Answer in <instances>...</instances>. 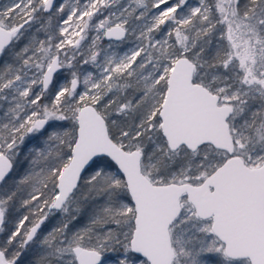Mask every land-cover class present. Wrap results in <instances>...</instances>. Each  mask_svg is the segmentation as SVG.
<instances>
[{"label":"snow or ice","instance_id":"obj_1","mask_svg":"<svg viewBox=\"0 0 264 264\" xmlns=\"http://www.w3.org/2000/svg\"><path fill=\"white\" fill-rule=\"evenodd\" d=\"M29 251L264 264V0L0 7V264Z\"/></svg>","mask_w":264,"mask_h":264},{"label":"trees","instance_id":"obj_2","mask_svg":"<svg viewBox=\"0 0 264 264\" xmlns=\"http://www.w3.org/2000/svg\"><path fill=\"white\" fill-rule=\"evenodd\" d=\"M24 210H21L23 212ZM60 218H57V223L59 222ZM35 258V253L33 251H29L27 256L22 258L25 260V264H28L29 261H32Z\"/></svg>","mask_w":264,"mask_h":264},{"label":"rangeland","instance_id":"obj_3","mask_svg":"<svg viewBox=\"0 0 264 264\" xmlns=\"http://www.w3.org/2000/svg\"><path fill=\"white\" fill-rule=\"evenodd\" d=\"M8 2H9V0H0V7H2L4 4H6ZM193 2H195V0H193ZM41 38H43V37L41 36ZM103 43H104L105 46H107V44L109 42L107 40H105ZM57 218H60L59 214H57L56 217L52 218L54 223H57Z\"/></svg>","mask_w":264,"mask_h":264}]
</instances>
